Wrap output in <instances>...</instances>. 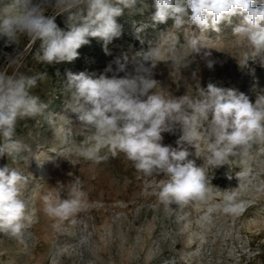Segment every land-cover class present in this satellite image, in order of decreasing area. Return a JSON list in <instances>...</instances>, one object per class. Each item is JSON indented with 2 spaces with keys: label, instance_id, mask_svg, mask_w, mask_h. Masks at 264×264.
Returning <instances> with one entry per match:
<instances>
[{
  "label": "rangeland",
  "instance_id": "obj_1",
  "mask_svg": "<svg viewBox=\"0 0 264 264\" xmlns=\"http://www.w3.org/2000/svg\"><path fill=\"white\" fill-rule=\"evenodd\" d=\"M143 4L147 8L142 13L125 9L117 18L122 34L107 45V51L102 40L89 37L71 62L38 63L34 57L39 41L33 44L21 38L24 58L18 70L48 73V81L33 90L48 107L45 116L17 125V138L30 149L25 154L28 160L12 164L7 155L0 156V167L10 164L28 177L23 198L32 213V223L21 240L0 234V264H264V145H255L218 168L206 158L190 157L198 166L205 162L212 193L206 201L167 208L156 195L162 175L147 177L137 172L123 154H109L107 161L96 164L74 152L86 142L88 133L65 107L67 74L111 78L112 72L106 69L115 70L117 59L133 72L140 64L150 66L138 55L149 46L164 51L153 74L173 97L195 96L199 87L209 83L243 92L253 103L264 95V65L234 37L231 26L222 24L219 33L201 34L194 26L176 32L172 19L159 24L151 21L154 0H143ZM136 7H143L139 0ZM55 22L62 31L69 30L66 15H58ZM193 36L207 47L195 56L184 46ZM172 46L174 64L167 52ZM14 51V45L6 46L0 38V70H17L5 65L4 54ZM205 51L210 55L205 57ZM47 114H52L57 127L73 128L74 143L56 139ZM180 135L179 128L164 133L163 143L175 147ZM74 182L84 193L81 211L69 219L49 216L44 210L46 201L64 198ZM226 191L241 207L235 214L222 211Z\"/></svg>",
  "mask_w": 264,
  "mask_h": 264
},
{
  "label": "clouds",
  "instance_id": "obj_2",
  "mask_svg": "<svg viewBox=\"0 0 264 264\" xmlns=\"http://www.w3.org/2000/svg\"><path fill=\"white\" fill-rule=\"evenodd\" d=\"M0 0V38L6 46H15L14 54L5 55V65L17 70H0V156L7 155L12 164L28 160L29 147L17 138V125L29 118L45 116L47 105L33 90L49 79L47 72L25 74L18 70L24 52L21 38L33 44L39 41L34 59L52 65L71 62L78 49L98 38L107 45L122 34L117 18L130 12H143V0ZM154 24L174 21L180 32L195 27L201 34L208 30L219 33L221 25L232 27V33L264 65V2L257 0H154ZM86 13V14H85ZM64 14L69 30L62 31L55 20ZM184 46L191 56L207 47L200 37L193 36ZM175 63L176 49H167ZM150 66L140 64L133 72L124 63L115 61L111 78L101 74L94 78L84 72L67 74L66 109L73 112L88 133L86 142L74 148L77 156L99 164L123 154L137 172L147 177L163 176L156 192L166 208L183 206L192 201H206L214 187L205 162L198 166L190 157L206 158L215 168L228 165L255 145H264V95L253 103L249 96L232 88L209 83L199 87L195 96L189 93L173 97L154 78L153 69L164 55L160 46H149L138 53ZM203 55L209 56L205 51ZM213 66L209 61L208 67ZM124 73L121 77L119 74ZM52 114L47 122L57 140L72 141L73 128L56 126ZM70 121H68V125ZM181 135L176 146L163 143L164 133ZM190 149H194L192 152ZM231 178V177H229ZM28 177L10 164L0 167V234L21 240L32 223V213L23 198ZM64 198L46 201L45 212L52 217L69 219L81 211L84 193L75 182ZM210 185L212 187H210ZM241 207L226 191L222 211L235 214Z\"/></svg>",
  "mask_w": 264,
  "mask_h": 264
}]
</instances>
